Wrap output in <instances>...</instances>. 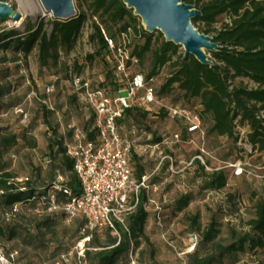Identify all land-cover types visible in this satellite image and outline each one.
<instances>
[{
  "label": "rangeland",
  "instance_id": "374dc122",
  "mask_svg": "<svg viewBox=\"0 0 264 264\" xmlns=\"http://www.w3.org/2000/svg\"><path fill=\"white\" fill-rule=\"evenodd\" d=\"M6 1L16 5L22 12L23 18L20 21H14L12 18L0 21V32L12 28L24 30L28 21L34 24L42 22L43 29L48 32L51 31V23L55 17L52 12L46 10L41 0ZM93 4V0H74L76 13H85L86 19L71 49L62 50L60 65L58 66L61 70L57 74H53L46 68L40 69L36 49L32 50L27 57L21 53V58L18 61L6 64L12 68L11 78L19 80L12 98L24 104L28 112V122H22L21 117L13 113L0 116V129L6 133L18 134L17 144L10 146L1 158L3 161L9 162L10 169L17 176L29 177L37 185L45 184L50 180L49 139L56 135H70L71 128L69 125L83 127L87 120L86 112L72 97L70 78L66 73L65 65L68 63L75 67L81 65V72L84 71L90 77L110 86L112 85L111 82L114 81L110 54L106 55L105 60L100 55L92 59L87 57L88 53L94 52L97 48V41L90 37L95 22L104 26L99 16L100 12L95 15ZM228 21H230V13L220 14L214 23V27L221 28ZM192 24L198 30L203 28L202 24ZM142 25L144 24L141 19L138 26ZM164 38L165 35L160 29L153 31L151 49L146 53L143 62L137 66L143 70L145 75L151 72L153 53L161 45ZM144 40L145 38L134 40L135 46L140 48ZM183 52L184 46L179 44L178 53L173 55L166 64L159 66L157 74H155V84L158 89L171 71L178 67V55ZM8 55L13 57L14 52L9 50ZM86 69H88V73L85 71ZM231 80L233 83L243 84L247 87L256 86V83L249 77L237 76ZM52 82L55 83L56 90L50 95V104L57 109L55 112H50L47 106L38 99L28 98L32 89L43 93L46 85ZM167 101L179 105L192 104L198 109L202 107L199 97L185 96L184 91L177 83L167 92ZM149 106L145 114L144 110L135 109L129 117L125 118L121 129L122 134L128 138H133L134 130L135 136L138 138L136 143L144 144L149 141V138L154 139L163 134L180 131L183 135V141L173 149V152L178 158V166L182 170L173 173L164 167L153 176L152 180L159 185V188L153 191L152 198L155 202H146L148 215L145 234L133 252L122 257L117 264H132V258L136 260L137 264H190L188 255L183 253L189 234L194 231L199 234L201 239L199 255L205 256L207 253L217 251L215 247L217 243H230L233 231L240 232L248 229L249 220L255 213L254 203L259 196L264 197V178L257 180L246 175H236L233 173V167H224L226 162L234 163L243 157L239 139L235 138V135L231 137L209 131L211 121L206 118L205 114H203L202 122L205 131L204 146L208 151L205 159L209 168L202 169L196 160L191 165L187 164L198 153L202 142L199 135L194 134L193 142H188L187 137L189 135L179 121L172 118L164 109L153 105ZM259 114L264 115V108L260 110ZM60 121L65 125V129L59 126ZM30 140H35L33 146L29 143ZM257 144L256 152L249 154V158L253 167L258 172L264 173V148L261 142L258 141ZM142 154L141 161L146 165L147 172L150 173L154 169L155 160L152 162L150 156L145 153ZM220 166H223L225 171L227 179L225 186L218 190L206 188L205 177L207 172H211V169ZM183 193H189L192 200L184 210L175 212L173 204ZM32 204L31 202L27 203L21 209L20 220L23 222L24 218L27 219L25 221L27 226L22 230V234L11 239L7 236H0V244L7 250L18 248L28 264H56L58 260L60 264H63L60 255L63 251L69 250L77 240V227L81 225L83 219L78 217L68 222L67 218L61 215L59 211V215L53 220L54 228L52 230L45 231L44 228L38 230L34 221L36 213L31 210ZM156 205L160 206V209H157ZM239 207H242L241 211ZM39 208L42 212L41 204ZM195 215L199 216V228L193 222ZM214 222L217 223L216 227L219 230L212 241L205 242L204 233ZM2 224L7 231L9 223L2 220ZM42 231L45 232L44 235ZM96 234L104 237L103 229H99ZM23 235H30L33 243L25 244L22 239ZM86 264H90L89 259H86ZM223 264H264V252L258 254L241 253L237 262L230 263L228 259H225Z\"/></svg>",
  "mask_w": 264,
  "mask_h": 264
},
{
  "label": "trees",
  "instance_id": "16d2710c",
  "mask_svg": "<svg viewBox=\"0 0 264 264\" xmlns=\"http://www.w3.org/2000/svg\"><path fill=\"white\" fill-rule=\"evenodd\" d=\"M183 1L192 3L200 9L201 12L192 18V23L202 24L203 28H199V30L213 35L218 47L210 51V63H203L191 54L185 55L184 52L179 54L178 67L171 71L159 91L167 94L177 83L184 91L185 96L201 99V116L203 118V114H205L206 118L211 121L209 131L231 137L235 135V138L239 139L237 125L248 126L250 141L255 146H258L257 142L259 141L264 148V115L259 114L260 110L264 108V0ZM93 2L95 15L100 12L99 16L104 26L95 22L90 37L92 40L97 41V48L94 52L88 53L87 57L92 59L100 55L105 60L106 55L111 54L106 37L112 38L115 44L118 45L122 33H128L131 38L132 54L139 57L140 63L143 62L146 53L151 49L153 32L148 31L144 25L138 26L141 17L134 12V8L129 7L124 0H93ZM13 6L16 7L14 4ZM223 13H230V21L225 22L221 28L214 27L217 17ZM6 19L8 18L0 19V21ZM85 19L86 14L82 12L76 13L70 18H53L50 32L43 29L42 22L34 24L30 21L27 22L24 30L12 28L0 32V114L19 104L17 100L12 98L19 80L11 78L12 68L6 64L18 61L21 58V53L24 57H27L32 50L36 49L40 69L44 70L46 68L53 74H57L61 70L58 66L60 65L62 50L71 49ZM142 38H145L144 43L140 48H137L134 40ZM178 47L179 44L164 38L161 45L153 53L151 72L146 75V78L150 79L155 76L159 66L166 64L172 59L173 55L178 53ZM9 50L14 52L13 57L8 55ZM80 66L75 67L71 63L65 65L69 78L71 72H80L82 69ZM237 76L251 78L256 86L247 87L243 84L233 83L231 79ZM52 84L55 85L54 82ZM101 84L110 86L105 82H101ZM111 84L110 87L115 89L120 82L114 77ZM38 94L40 97H47L50 100L51 96L45 93V89L43 93L38 92ZM72 97L76 99L79 105L76 94L73 93ZM42 103L47 106L50 112L57 110L54 105V108L51 109L46 103ZM149 107V105H140L127 108L121 121L123 122L125 118L129 117L133 110H144L145 114ZM164 110L167 112L166 109ZM237 118L239 119L237 120ZM92 123L93 116H90L86 120L83 129L87 132L88 138L95 139L97 132L91 128ZM71 135L72 130L70 135H56L49 139L50 180L45 184L37 185L28 177L24 182L27 190L21 191L17 189L19 186L15 183H7V180L17 175L10 169L9 162L3 161L1 158L10 146L17 144L18 134L6 133L3 129H0V187L6 189V193L2 197V205L8 206L17 201H21L23 206L30 203L28 198L32 194L40 196L44 189L50 187L56 180L58 171L64 174V184L71 189L73 194L81 192L79 177L73 169V159L66 152L65 138L71 137ZM160 138L155 137L151 141H158ZM29 143L33 146L35 140H30ZM142 155L136 152L132 154L133 174L136 173L138 178L147 173L146 165L141 161ZM150 160L153 162L151 157ZM196 162L200 163L202 169L206 168L200 159H196ZM226 181L224 169L214 168L211 172H207L205 186L209 189L218 190L225 186ZM56 195L58 201H67L70 198L60 190L56 191ZM191 200L192 196L189 193H183L173 204L175 212L184 210ZM147 201L148 197L145 189H143L135 210L126 216V225L118 223L119 235L114 233L109 226H104L100 228L103 229L104 234V237H101L96 234L99 230L96 229L87 245L88 248L85 250V263L86 259H89L90 264H117L122 257L133 252L135 246L141 242V237L145 234L146 217L148 215L146 210ZM240 209L241 207H239ZM254 209L255 213L249 220L248 229L240 232L233 231L232 241L227 244L217 243L215 245L217 251L214 253L200 256V239L198 247L194 251L186 253L190 259V264H223L225 259H228L230 263H235L240 259L241 253L258 254L264 252L263 196L256 199ZM59 211L61 215L67 218L62 210H55L51 213H36L34 221L37 229L52 230L54 228L53 220L59 215ZM21 215L20 211L15 220L7 222L9 224L6 231L2 224L3 217L0 211V236H7L11 239L18 234H22V230L27 226L25 225L27 219L24 218L22 222L20 220ZM78 217L81 216L78 215L75 218ZM193 222L197 228L200 227L198 215L193 217ZM81 225L77 227L78 238L72 247L81 238ZM216 225L217 223L214 222L205 231V242L212 241L216 236L219 230ZM42 234L44 235L45 232L42 231ZM22 239L25 244L33 243L30 235H23Z\"/></svg>",
  "mask_w": 264,
  "mask_h": 264
},
{
  "label": "built area",
  "instance_id": "2783aa9c",
  "mask_svg": "<svg viewBox=\"0 0 264 264\" xmlns=\"http://www.w3.org/2000/svg\"><path fill=\"white\" fill-rule=\"evenodd\" d=\"M108 48L111 51L113 63V76L120 84L112 89L101 84L98 79L87 75L84 71L71 72V90L77 96L81 108L86 112L87 119L93 116L91 128L97 132L95 139L88 138L83 127L69 125L72 130L71 137L65 138L66 152L73 159V169L77 173L81 192L73 194L71 189L64 184L65 176L57 172L56 180L44 189L40 196L32 194L28 199L33 203L31 210L35 213H51L62 210L71 222L76 216L83 218L80 226L81 238L67 252L60 255L63 264H86L85 250L92 238L93 232L104 226H109L114 233L120 234L118 223L125 224L126 216L135 210L140 193L145 189L148 201L152 198L153 191L159 185L153 182V176L158 174L164 166L173 173L182 170L178 166V158L173 149L183 141L180 131L163 134L158 141H149L138 144V138L133 130V138L122 134L124 113L127 108L140 105H153L164 108L169 115L179 121L188 133V142H193V135H199L202 140L198 153L187 164L191 165L196 159H200L206 168L208 154L205 145V131L202 125L200 109L195 106L173 104L167 101V94L161 93L155 84L156 77L146 78L145 73L137 68L139 57L132 54L130 34L122 33L120 43L106 37ZM88 73V69H86ZM55 91V85L50 83L45 87V93L51 95ZM28 98H36L46 103L53 109L49 98H42L35 89L28 94ZM13 113L21 117L22 122H28V112L24 104L19 103L11 110L1 115ZM59 126L65 129L60 121ZM239 143L243 157L236 162H226L224 167H233L236 175H246L257 180L264 178V173L258 172L250 161L249 154L256 152L257 147L248 137V126L237 125ZM145 153L155 160L152 172L143 174L140 178L133 174L132 154ZM223 168V166L215 169ZM211 169V168H210ZM213 170V169H211ZM28 177L16 176L7 180L8 184L15 183L18 190L26 191L24 182ZM44 188V187H43ZM60 190L70 196L67 201H58L56 191ZM6 189L0 187V211L5 222L15 220L23 205L21 201L13 202L8 206L2 205V197ZM42 205V212L40 210ZM157 209L160 206L156 205ZM242 210V207L240 211ZM200 238L197 232L189 234L184 254L194 251ZM0 264H28L22 257L18 248L7 250L0 244ZM56 264H60L57 261ZM132 264H137L132 258Z\"/></svg>",
  "mask_w": 264,
  "mask_h": 264
},
{
  "label": "water",
  "instance_id": "95a60500",
  "mask_svg": "<svg viewBox=\"0 0 264 264\" xmlns=\"http://www.w3.org/2000/svg\"><path fill=\"white\" fill-rule=\"evenodd\" d=\"M55 18H70L76 14L74 0H41ZM134 8L145 28L153 32L160 29L166 40L184 46V54L194 55L203 63H210L209 52L218 47L211 34L201 32L192 24V18L201 11L183 0H124ZM20 21L22 12L8 1L0 0V19Z\"/></svg>",
  "mask_w": 264,
  "mask_h": 264
}]
</instances>
